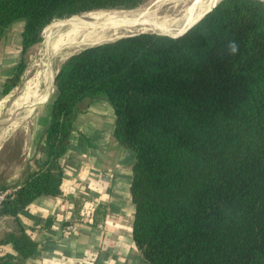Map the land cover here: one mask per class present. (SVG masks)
<instances>
[{"label":"trees","instance_id":"trees-1","mask_svg":"<svg viewBox=\"0 0 264 264\" xmlns=\"http://www.w3.org/2000/svg\"><path fill=\"white\" fill-rule=\"evenodd\" d=\"M147 1L0 0V46L22 24L20 59L3 94L18 86L27 52L53 21L66 19L53 28L62 29ZM194 23L90 46L60 65L39 157L21 185L0 186L15 189L0 218L60 194L58 160L80 104L102 99L114 113L113 138L132 159L140 264H264V2L221 0ZM229 39L239 45L234 56L222 51ZM0 243L22 258L36 250L23 233H3ZM12 259L0 256V264Z\"/></svg>","mask_w":264,"mask_h":264},{"label":"crops","instance_id":"crops-1","mask_svg":"<svg viewBox=\"0 0 264 264\" xmlns=\"http://www.w3.org/2000/svg\"><path fill=\"white\" fill-rule=\"evenodd\" d=\"M21 32L22 24H15L0 46V103L11 92L4 95L3 89L20 59ZM49 104L41 127L47 124ZM114 123L104 100L80 104L68 149L58 160L60 194L39 197L16 219L0 218V239L3 233H23L36 245L35 252L22 258L0 243L1 257L12 256L10 264H140L132 236V159L114 140ZM31 145L25 146L30 154ZM26 158L33 167L34 161ZM20 170L12 186L24 180L26 172Z\"/></svg>","mask_w":264,"mask_h":264},{"label":"bare ground","instance_id":"bare-ground-1","mask_svg":"<svg viewBox=\"0 0 264 264\" xmlns=\"http://www.w3.org/2000/svg\"><path fill=\"white\" fill-rule=\"evenodd\" d=\"M178 1L179 0H151L149 4L132 11L92 12L83 16L80 21H76L79 22L78 24L69 25L62 29L55 28L46 42L45 50L47 57H49V59H47L48 63L46 61L42 62L40 64V71H37L34 76L31 75L32 77L28 78L29 80H27L25 84L23 93L14 103L15 109L22 107L30 108L31 110L33 105L44 102L49 92L43 91L42 89L46 85L48 88L51 86L52 74L49 63L50 59L55 55L62 54L61 57H64L66 52L70 50L113 41L116 38L124 36L122 34L119 36L121 30L131 32L137 29V32L140 33L166 32L176 34L186 26L197 21L206 11L218 2V0H192L188 5L185 4L179 14L175 16H172L170 12L164 10L166 5L174 4L172 8L176 7ZM74 22L75 21H73V23ZM9 117H11V119H16L15 115ZM23 117L21 116V118L14 121L13 127L23 122L21 121L22 119H26V116ZM10 121L12 122V120Z\"/></svg>","mask_w":264,"mask_h":264},{"label":"rangeland","instance_id":"rangeland-1","mask_svg":"<svg viewBox=\"0 0 264 264\" xmlns=\"http://www.w3.org/2000/svg\"><path fill=\"white\" fill-rule=\"evenodd\" d=\"M191 1L192 0H179L178 3H176L177 5L176 7L172 8V5L174 4H170V5H166L164 10H167L168 12H170L172 16H175L179 14V12L183 9L185 4L188 5ZM150 2L151 0H149V2L147 1L144 5L140 7H143L149 4ZM106 11H119V10H106ZM121 11H124V10H121ZM127 11H131V10H127ZM64 20L66 19L55 20L44 29L42 33V41L39 44L32 47L25 56L26 69L22 75V78L18 86L15 87L7 95V97L3 99L0 103V186L1 185H5L7 187L12 186V182L14 181V179H16L14 178V175L18 174L19 171L21 172L20 169H23V172H27L32 169V166H31L32 164L29 163L31 161L26 160L27 159L26 157L31 159L32 156L35 155L36 152H40L41 147H40V144L36 142V139L38 135L40 134L41 130L43 129V127H41L40 117L41 115H43V113L45 114L47 113L46 110L48 108V104L50 103L51 98L53 96V92H52L54 88L53 78L55 77L60 65L68 57L79 52L80 50L84 48L93 46V45H89V46L81 47L79 49L67 51L64 57H61L62 54L60 55L57 54L54 57H52L51 58L52 60L50 59V63H49L50 71L52 74L51 86L48 88V86L46 85L42 89L43 91L49 92V94L44 99V102L33 105L31 107V110L30 108H22V107L15 109L14 103L18 100V98L23 93L25 84L27 80H29L28 78H31L32 76H34V74L37 71H40L41 69L40 64L42 62L46 61L48 63L47 59H49V57H47L46 50H45L47 38L51 36V34L54 32L53 31L54 26ZM142 33H155V32H142ZM121 34L124 36H130V35H136V34H141V33L137 32V29H136V30H132L131 32H126L125 30H121L119 36ZM117 39L118 38L114 39L113 41ZM108 42H112V41H108ZM11 115H15L16 119L15 118L11 119V117H9ZM21 116L22 117L26 116V119H22L21 121L23 122L17 125L18 127L17 126L13 127V122L21 118ZM10 120H12V122ZM9 121L10 123L7 125ZM1 124H4V125H1ZM26 142H27V146L32 144L31 154L29 153V150L25 148Z\"/></svg>","mask_w":264,"mask_h":264},{"label":"clouds","instance_id":"clouds-1","mask_svg":"<svg viewBox=\"0 0 264 264\" xmlns=\"http://www.w3.org/2000/svg\"><path fill=\"white\" fill-rule=\"evenodd\" d=\"M222 51L225 55L234 56L239 52V45L234 39H229L224 43Z\"/></svg>","mask_w":264,"mask_h":264},{"label":"built area","instance_id":"built-area-1","mask_svg":"<svg viewBox=\"0 0 264 264\" xmlns=\"http://www.w3.org/2000/svg\"><path fill=\"white\" fill-rule=\"evenodd\" d=\"M106 177H110V176H108V175H106ZM105 177V178H106ZM15 191V189L13 188V189H7V190H5V191H3V192H0V206H1V203L6 199V197L8 196V195H10V194H12L13 192ZM72 229V227H68L67 228V231H69V230H71Z\"/></svg>","mask_w":264,"mask_h":264},{"label":"water","instance_id":"water-1","mask_svg":"<svg viewBox=\"0 0 264 264\" xmlns=\"http://www.w3.org/2000/svg\"><path fill=\"white\" fill-rule=\"evenodd\" d=\"M206 1V0H205ZM221 0H218V2H220ZM263 1V0H262ZM218 2H216L208 11H206L197 21H196V23L201 19V18H203L204 16H205V14H207L212 8H214L215 6H216V4L218 3ZM264 2V1H263ZM196 23H194V24H196ZM193 24V25H194ZM193 25H191L189 28H187V30L188 29H190ZM187 30H185L184 31V33L187 31ZM183 33V34H184ZM162 35V34H161ZM182 35V34H181ZM181 35H179V36H181ZM130 36H133V35H130ZM123 37H128V36H123ZM123 37H121V38H123ZM176 37H178V36H176ZM176 37H172V38H176ZM118 39H120V38H118ZM102 44V43H101ZM96 45H99V44H96ZM93 46H95V45H93ZM83 50V49H82ZM53 80H54V78H53ZM52 92H54V88H53V90H52ZM40 94H42V93H40ZM48 98V97H47Z\"/></svg>","mask_w":264,"mask_h":264}]
</instances>
